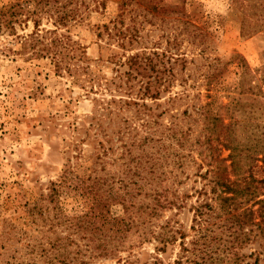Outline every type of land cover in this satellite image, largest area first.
<instances>
[{
  "label": "rangeland",
  "instance_id": "1",
  "mask_svg": "<svg viewBox=\"0 0 264 264\" xmlns=\"http://www.w3.org/2000/svg\"><path fill=\"white\" fill-rule=\"evenodd\" d=\"M41 1L0 0V264H20L32 247L49 240L61 245L59 251H97L100 245L112 251L98 250L93 264H124L131 255L139 264L154 263L160 245L141 243L128 232L121 204L90 210V190L99 183L103 198L138 186L184 198L183 208L165 210L156 221L170 222L184 235L156 264L183 261V251H225L247 257H234V264H254L257 257L264 264L257 232L239 246L232 223L218 228L220 219H211V232L198 241L190 209L205 197H198L202 187L209 193V181L228 165V152L210 140L213 116L232 123V141L254 145L258 159L264 155V0H68L66 6L65 0ZM69 11L78 15L69 23L70 36L86 47L87 59L99 61L102 90L91 96L70 78L56 76L50 59L36 56L29 45L35 22L44 38L56 29L66 34L59 21ZM134 55L156 67L160 96L144 97V108H122L115 121L123 127L128 120V146L135 147L115 162L120 142L101 108L112 97H141L137 80L128 81V97L126 86L119 90L116 72L127 67L110 63L112 56L124 62ZM155 75L149 68L140 79L143 87ZM108 148L113 151L104 156ZM142 151L155 167L140 161ZM53 185L55 205L48 200ZM88 213L97 218H84ZM200 258L193 260L200 264Z\"/></svg>",
  "mask_w": 264,
  "mask_h": 264
},
{
  "label": "trees",
  "instance_id": "2",
  "mask_svg": "<svg viewBox=\"0 0 264 264\" xmlns=\"http://www.w3.org/2000/svg\"><path fill=\"white\" fill-rule=\"evenodd\" d=\"M46 5H56L60 4V0H47L41 1ZM72 2L65 0V6L71 4ZM78 15L75 12L69 11L65 13L61 18L60 24L67 27L66 34L59 33V29L48 32L49 38H44L40 35L39 24L34 23V32L28 37L30 39L29 45L36 56H43L50 59L53 65L54 72L56 76L63 78H70L73 85L80 86L86 96H91L96 93V91H101L102 86L100 83V70H98L99 61H90L86 57V47L81 45L78 41H74L70 36L69 23L73 20H77ZM110 37V34H108ZM122 35V34H121ZM98 36H101L99 34ZM123 36V35H122ZM46 40V41H45ZM27 41V39H26ZM117 57L112 56L110 58V63L116 68L121 69L127 67L126 72L117 71L116 79L121 82L122 86L119 88L123 92L124 86H126L124 94L128 97V81L137 80V84L140 85L139 89L143 92L141 97L137 100L129 99L122 100V98L112 97L108 102L105 103V107H102L103 112H107L106 117H111L109 122L114 126L116 130L117 141L120 142L118 148L120 153L116 161L120 158H128V155H132L133 147L135 145L128 146V120L124 123V126H119L120 123H116V119L120 115L122 108L128 107L130 105L144 108V97H148L151 100H157L160 96L157 88L160 84L161 77L157 76L156 67H151V62L146 59L143 55H134L125 58L124 62L119 59L116 61ZM150 68L156 75L154 77L155 82L152 84H147L143 87L140 79L147 76V70ZM128 69L135 73H128ZM139 77V79H138ZM129 78V80H128ZM124 79V81H123ZM153 88V89H152ZM155 88V89H154ZM135 89L134 84L129 87L132 91ZM105 93L110 90H104ZM141 101L142 104L138 102ZM105 102V101H104ZM103 105V104H102ZM117 108V109H116ZM117 110V111H116ZM101 117V116H100ZM209 124L211 125L210 134L211 141H215L224 151L228 152L227 158L224 160L228 163L224 168L219 169L218 175H214L210 189L211 197H208V192L206 191L204 185L202 189L198 192L199 196H205L202 201H198V205L191 206L193 212L192 223L194 226L191 227L192 231L195 233V237L199 240H205L207 237V232H211L209 225L211 219H220L221 227L224 228L228 223H232L234 230L237 233V241L239 246L250 242V235L257 232L259 238V243L262 249V262L264 263V172L260 174L259 171L264 169L259 167V163L264 167V155L261 159L256 156V150L254 145H248L243 147L239 145L234 140L232 141L230 137V131L233 129L232 123H224L223 119L219 116H213L209 119ZM118 125V126H117ZM117 126V127H116ZM107 143H110L109 139H106ZM140 144V142L138 143ZM143 144L138 145L141 147ZM102 146V145H101ZM112 148H108L103 151L105 156L108 152H112ZM101 158V156H97ZM140 161L146 158L145 163H148L147 169L155 167L156 163L148 159V156L142 151L141 155L138 156ZM102 159V158H101ZM145 163H137V166H142ZM128 168V165L126 166ZM145 180V179H144ZM143 181V179H142ZM98 181H96V184ZM135 184V183H133ZM96 186V187H95ZM90 190L92 193V210H104L108 209L113 202H117L122 205L124 210L128 212V232L135 235L141 243H151L156 242L160 245L156 248L155 255L153 256L154 263L160 262V253H165L168 246L174 244L179 235V239L184 238L179 231L175 229L170 222H166L165 225H159L156 221L161 213L165 212L170 208L175 207L176 209L183 208L182 201L184 198L170 199L167 190H145L143 186L138 187H128L126 195L117 192L115 195L111 193H106V197L103 198L101 195V188L104 185L98 184ZM110 186L111 185H107ZM112 190L113 188H108ZM124 191V190H122ZM48 200L52 204H57V191L55 185L50 189ZM176 196V195H175ZM143 197L147 200V203L143 201H137L138 198ZM126 202V203H124ZM212 202L216 203L214 207ZM43 216L44 211L38 213ZM84 218L97 217L93 213H88ZM223 219V220H222ZM52 228V225L50 226ZM246 229V230H245ZM214 231V230H213ZM215 234V233H214ZM91 243L94 242L93 237L89 239ZM198 241L194 243L197 244ZM202 243V242H201ZM50 246L47 250L44 246ZM61 245L49 243L38 244L31 248V251L27 255L21 257L20 264H93V260L96 259V254L101 250L99 254L109 255L112 251H108L104 245H100L95 250L97 251H59ZM36 248V251L34 249ZM58 250V251H52ZM40 250V251H39ZM51 250V251H50ZM158 252V254H157ZM216 251H183V261H176L175 264H199L195 263L193 258L197 255H203L200 258V264H234V257L237 259H246L247 257H239L234 253H223ZM28 256V257H27ZM27 257V259H26ZM132 261H125L124 264H139L140 260L131 255ZM84 259H87L84 260ZM259 263V257L256 258L254 264Z\"/></svg>",
  "mask_w": 264,
  "mask_h": 264
}]
</instances>
